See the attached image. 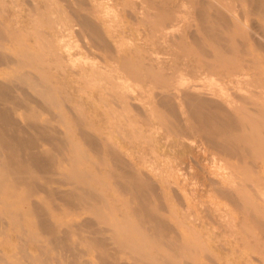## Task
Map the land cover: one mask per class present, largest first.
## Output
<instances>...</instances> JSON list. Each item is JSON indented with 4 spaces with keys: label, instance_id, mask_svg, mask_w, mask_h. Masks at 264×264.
Returning <instances> with one entry per match:
<instances>
[{
    "label": "bare ground",
    "instance_id": "obj_1",
    "mask_svg": "<svg viewBox=\"0 0 264 264\" xmlns=\"http://www.w3.org/2000/svg\"><path fill=\"white\" fill-rule=\"evenodd\" d=\"M231 243L264 262V0H0V264Z\"/></svg>",
    "mask_w": 264,
    "mask_h": 264
},
{
    "label": "rangeland",
    "instance_id": "obj_2",
    "mask_svg": "<svg viewBox=\"0 0 264 264\" xmlns=\"http://www.w3.org/2000/svg\"><path fill=\"white\" fill-rule=\"evenodd\" d=\"M9 3H10V2H8V4H9ZM6 5H7V4H5L4 6L6 7ZM7 6H8V5H7ZM26 151H27V150H26ZM26 151H25V152H26ZM186 155H188V153H187V152H184V154H181V157H185ZM186 164H187V163H182V162H181V163L178 164V168H179V169H180V168L182 169V168H184V165H186ZM207 167H208L209 170H211V171L217 169V167H216L215 165H213L212 162H209V161L207 162ZM183 170H185V174H186V171L191 170V169H187V167H186V168H184ZM189 172L191 173L192 171H189ZM187 173H188V172H187ZM190 173H188V174H190ZM185 174H184V175H185ZM188 174H187V175H188ZM200 174L202 175L203 172H201ZM187 175H186V176H187ZM186 176H185V178H183V176H182L183 180H185L186 178H187L186 180H188V176H187V177H186ZM186 180H185V181H186ZM187 188H188V189H189V188H192V186L188 185ZM204 199H205V200H208L207 198H204ZM208 204H209V203H208ZM214 227H215V226L213 225L212 229H214V231H215V229H217L219 226H218V227H215V228H214ZM219 228H220V227H219ZM220 229H221V228H220ZM217 231H219V229H217L216 232H217ZM11 237H12V236H11ZM14 238H15V237H14ZM14 238H13V239H14ZM230 238H232V237H229V239H230ZM15 239H16V238H15ZM232 240H233V239H232ZM240 244H241V243H240ZM240 244H239V245H238V244L234 245V244L231 243V246H229V247H228V246H225V247H227V248L235 247L236 249H237V247H238V249H237L238 252L236 251L237 254L234 253L236 256H234V254H231V255L229 254V255H230V258H229V259H230V261L232 262V264H241L242 261H243V259H244V261H243L242 264H244L245 262H248V260H249V262H250L251 264H264V262L261 263V262H262V258L259 256V254H257L256 252L254 253V251H252V253H251V250H248L247 248H244V246H243L242 244H241V246H243V247H242V249H241ZM0 246H2V245H0ZM239 246H240V247H239ZM2 247H3V246H2ZM239 248H240V249H239ZM245 250H246V251H245ZM242 252H244V253H242ZM247 252H248L249 254H250V253H251V254H250L249 256H247V255H248ZM238 253H239V254H238ZM246 254H247V255H246ZM254 254H256V256H255ZM243 255H244L245 257H244ZM252 255H253V256H252ZM257 255H258V256H257ZM250 256H251V257H250ZM233 257H234V258H233ZM247 257H248V258H247ZM236 258H237V259H236ZM252 258H253V259H252ZM241 259H242V261H241ZM245 259H246V260H245ZM257 259H260L261 262H260L259 260H258V261H259V262H258ZM237 260H238V262H237ZM253 261H254V262H253Z\"/></svg>",
    "mask_w": 264,
    "mask_h": 264
}]
</instances>
